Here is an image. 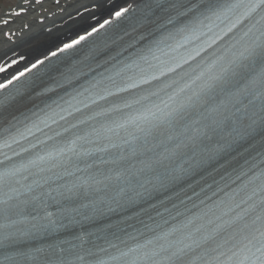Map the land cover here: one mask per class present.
Here are the masks:
<instances>
[{
  "label": "snow or ice",
  "instance_id": "6c2138e0",
  "mask_svg": "<svg viewBox=\"0 0 264 264\" xmlns=\"http://www.w3.org/2000/svg\"><path fill=\"white\" fill-rule=\"evenodd\" d=\"M113 17L0 82V264H264V0Z\"/></svg>",
  "mask_w": 264,
  "mask_h": 264
},
{
  "label": "bare ground",
  "instance_id": "6f19581e",
  "mask_svg": "<svg viewBox=\"0 0 264 264\" xmlns=\"http://www.w3.org/2000/svg\"><path fill=\"white\" fill-rule=\"evenodd\" d=\"M29 1L31 4L28 7L23 6L26 3L24 0H1L0 2V21L5 18V13L13 11L14 8H17L16 11L28 10L27 15L16 18L14 24L0 29L3 32V36H0V60L32 47V49L37 48V51L28 55L27 63L34 61L38 55L43 56L46 51L42 42L35 39L37 36L50 37L51 40L58 42L83 30L93 17L111 13L122 4L134 0H59V5H56L57 0H46L39 6L34 5V0ZM91 8H96V11L77 16ZM41 21L44 24H41ZM5 31L15 32V38L11 36L16 41L15 44L4 37Z\"/></svg>",
  "mask_w": 264,
  "mask_h": 264
},
{
  "label": "rangeland",
  "instance_id": "374dc122",
  "mask_svg": "<svg viewBox=\"0 0 264 264\" xmlns=\"http://www.w3.org/2000/svg\"><path fill=\"white\" fill-rule=\"evenodd\" d=\"M1 1V0H0Z\"/></svg>",
  "mask_w": 264,
  "mask_h": 264
}]
</instances>
